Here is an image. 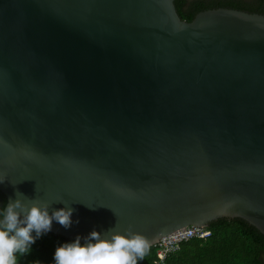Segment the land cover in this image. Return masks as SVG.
Instances as JSON below:
<instances>
[{"label": "water", "instance_id": "1", "mask_svg": "<svg viewBox=\"0 0 264 264\" xmlns=\"http://www.w3.org/2000/svg\"><path fill=\"white\" fill-rule=\"evenodd\" d=\"M0 191L69 239L264 235V15L173 0H0ZM77 221H79L77 223Z\"/></svg>", "mask_w": 264, "mask_h": 264}, {"label": "trees", "instance_id": "2", "mask_svg": "<svg viewBox=\"0 0 264 264\" xmlns=\"http://www.w3.org/2000/svg\"><path fill=\"white\" fill-rule=\"evenodd\" d=\"M173 4L180 19L185 21H190L199 11L219 7L264 15V0H173ZM5 202L0 191V210ZM203 227L209 232L207 237L180 242L162 262L156 253L157 246L150 245L138 264H264V235L244 219L219 217ZM73 241L47 232L36 239L28 254L17 253V264H55V249Z\"/></svg>", "mask_w": 264, "mask_h": 264}, {"label": "clouds", "instance_id": "3", "mask_svg": "<svg viewBox=\"0 0 264 264\" xmlns=\"http://www.w3.org/2000/svg\"><path fill=\"white\" fill-rule=\"evenodd\" d=\"M5 180L0 177V184ZM73 211L67 207L49 214L48 204L33 203L29 207L19 199L9 201L0 210V264H17V253L28 254L36 239L51 231L53 221L70 228ZM84 239L82 244L77 236L75 241L58 246L55 264H138L150 249V241L131 229L126 234L109 230L103 235L93 230Z\"/></svg>", "mask_w": 264, "mask_h": 264}, {"label": "built area", "instance_id": "4", "mask_svg": "<svg viewBox=\"0 0 264 264\" xmlns=\"http://www.w3.org/2000/svg\"><path fill=\"white\" fill-rule=\"evenodd\" d=\"M208 231L203 226H185L178 228L162 237H160L156 243V253L159 261L162 262L168 253L175 251L178 245L182 241H186L190 238H204L208 236Z\"/></svg>", "mask_w": 264, "mask_h": 264}]
</instances>
